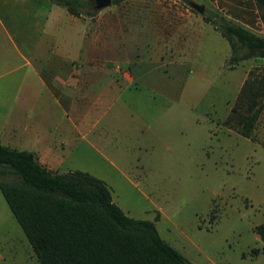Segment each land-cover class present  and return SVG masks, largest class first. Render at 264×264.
I'll return each mask as SVG.
<instances>
[{"label":"rangeland","instance_id":"1","mask_svg":"<svg viewBox=\"0 0 264 264\" xmlns=\"http://www.w3.org/2000/svg\"><path fill=\"white\" fill-rule=\"evenodd\" d=\"M41 1L45 8L68 14L63 6ZM86 1L94 13L82 12L87 40L79 55L96 61L78 65L76 73L88 77V110H72V119L80 123L68 130L64 151L48 160L51 167L103 180L128 217L153 221L159 236L190 264H264V242L255 231L264 224V98L248 137L224 124L242 74L241 66L227 68V41L206 25L168 31L163 43L158 16L150 9L134 12L142 2L122 0L96 10L93 0ZM144 3L168 5L169 0ZM180 6L190 9L187 0ZM13 11L0 15V23L16 42L15 23L24 24L26 16ZM209 11L207 5L201 14L191 12L199 18ZM114 17L120 22L115 31ZM60 20L64 27L71 24L73 52V22ZM180 35L182 46L177 44ZM0 41L10 54L11 43L1 28ZM170 51H175L176 64L165 67ZM124 55L133 61V83L117 92L110 85L114 74L100 76L99 64L115 58L123 67ZM19 63L14 56L0 60V132L6 108L16 104V77L26 71ZM12 248L18 253L16 264H31L26 256L30 247L0 193V255L8 264Z\"/></svg>","mask_w":264,"mask_h":264},{"label":"trees","instance_id":"2","mask_svg":"<svg viewBox=\"0 0 264 264\" xmlns=\"http://www.w3.org/2000/svg\"><path fill=\"white\" fill-rule=\"evenodd\" d=\"M52 2L76 17L94 13L86 0ZM254 2L263 8L264 24V0ZM202 19L227 41L228 69L264 58V36L216 11ZM263 98L264 66L247 72L224 124L248 137ZM0 193L38 264H190L159 236L153 221L128 217L112 201L103 180L80 170L47 169L32 151L0 143ZM255 231L264 242V224Z\"/></svg>","mask_w":264,"mask_h":264},{"label":"crops","instance_id":"3","mask_svg":"<svg viewBox=\"0 0 264 264\" xmlns=\"http://www.w3.org/2000/svg\"><path fill=\"white\" fill-rule=\"evenodd\" d=\"M137 1L142 2L143 6L136 8L134 12L150 9L153 14L158 16L160 27L165 31L163 43L167 41L168 31L180 30L181 27L205 28L206 25H210L203 21L201 16L196 18L190 9H183L180 2L184 0H169V6L165 3H156L150 6L144 3L147 0ZM190 1L194 2L187 0V5ZM12 2L8 5V0H0V15L12 14L13 10H15L13 13L25 11V23L20 21L15 23V29L18 32L17 41L15 42L8 35L3 23H0V28L4 37H8L9 43H11L12 52L10 54L20 61L19 66L26 68V71L16 77L14 99L16 104L13 108H6L5 123L0 132V143L18 150L32 151L40 164L55 171L51 167V161L48 160L64 151L70 141L68 130L71 127L77 128L80 123L79 120L72 119V110H81V108L84 112L88 110L85 88L88 77L84 74L83 79L77 78L76 72L81 71V67L78 65L86 64V62L91 63L96 59L79 55L82 52V43L87 40L84 17L81 15L76 17L68 12V14L61 15L52 8H45V4L41 0H13ZM207 5H210L212 11L218 12L255 34L264 36L263 8L258 6L254 0H205L204 10ZM60 16L66 17L69 23L73 22V32L77 39L73 52L70 39L71 31H69L71 24L64 27V24L60 22ZM119 23L118 17H114V31ZM66 28L68 32H65ZM92 36L91 42H95L97 37ZM178 38L180 42L178 40L177 44L182 46L183 37L180 35ZM156 47L154 45V48ZM174 52H169V59L164 64L165 67L176 64V59L173 58L175 57L173 56ZM10 54H8L6 42L2 44L0 41V60L13 57ZM164 54L165 52L163 56L159 57H164ZM122 61L123 67L115 58L111 62L103 59L99 64L102 69L100 76H113L114 74V78L110 77V85L117 92L129 89L133 83L129 66L133 61H129L128 55H124ZM245 62L249 64L244 66ZM107 63H111L110 66ZM239 66L242 67V74L238 82V89L247 72L254 68L253 66L258 68L264 66V58L243 60L229 70H235ZM103 70L106 71L105 74L102 73ZM72 87L75 89L73 94ZM29 249V252L26 253L27 258L31 264H38L33 251L31 248ZM17 255L16 249H10L9 256L12 264H16L13 260ZM0 264H8L2 255H0Z\"/></svg>","mask_w":264,"mask_h":264},{"label":"water","instance_id":"4","mask_svg":"<svg viewBox=\"0 0 264 264\" xmlns=\"http://www.w3.org/2000/svg\"><path fill=\"white\" fill-rule=\"evenodd\" d=\"M111 4V0H93V8L96 10L102 9L104 7H107ZM189 8L194 10L195 12L201 14L204 10L203 5H199L195 2L190 1L188 3Z\"/></svg>","mask_w":264,"mask_h":264}]
</instances>
